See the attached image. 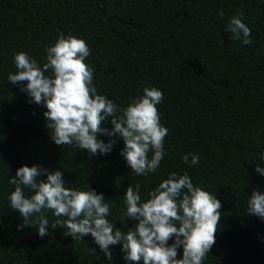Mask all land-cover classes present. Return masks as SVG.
<instances>
[{
  "label": "trees",
  "instance_id": "obj_1",
  "mask_svg": "<svg viewBox=\"0 0 264 264\" xmlns=\"http://www.w3.org/2000/svg\"><path fill=\"white\" fill-rule=\"evenodd\" d=\"M237 13L251 30L250 45L226 30ZM60 33L86 42L90 55L85 63L97 94L120 109L142 96L143 87L162 92L157 109L168 134L166 155L155 172L136 175L130 169L120 154L125 145L118 134L97 137L106 144L115 141L105 155L90 156L75 144L56 145L46 127L47 109L11 85L15 54L27 53L42 68L45 49ZM110 119L103 124L109 131ZM260 152L264 0H0V264H132L120 243L109 246V261L90 234L74 240L64 235L66 228L53 229L57 219H67L53 210H42L49 222L43 238L32 223L36 215L18 230L24 218L10 206L15 185L9 179L18 168L34 165L62 171L66 188L103 194L110 206L106 219L122 232L137 223L123 220L129 186L135 190L139 185L144 202L170 173L187 174L222 205L216 242L202 264H264V220L248 211L252 192L264 193V176L255 172ZM188 153L198 155L199 163L192 165L191 157L184 163ZM23 190L26 197L34 194Z\"/></svg>",
  "mask_w": 264,
  "mask_h": 264
},
{
  "label": "clouds",
  "instance_id": "obj_2",
  "mask_svg": "<svg viewBox=\"0 0 264 264\" xmlns=\"http://www.w3.org/2000/svg\"><path fill=\"white\" fill-rule=\"evenodd\" d=\"M219 16L223 18L221 11ZM226 30L232 38L245 45L252 43L251 30L242 22V13L232 16ZM47 62L41 68L27 53L14 56L16 73H9L11 85H18L28 95L29 102L43 105L47 129L56 145H73L86 150L90 156L109 154L115 144H106L98 136L123 139L121 155L136 175L155 172L166 155L163 144L168 129L160 124L157 105L164 99L155 87H143V95L120 109L105 96L97 94L93 86V71L85 63L90 55L86 42L73 35L59 34L53 46L45 49ZM51 70V75L46 73ZM23 82H27L24 84ZM110 119L111 131L103 127ZM152 151L151 159L148 153ZM199 163V156L186 154L182 159ZM259 160L255 172L264 176V152L255 154ZM46 176V180H41ZM9 183L15 190L9 196L10 206L24 218L18 230L28 226L30 217L38 225L40 238L48 235L49 222L42 210H53L57 219L52 228H66L65 236L74 240L91 235L106 258L111 261L110 245L122 244L124 259L132 264H202L215 244L217 226L221 220V202L209 192L195 186L187 175L173 172L158 187L149 192V199L141 202L139 185L126 189L124 219L136 221L134 229L114 230L106 217L109 203L103 194L94 190L83 191L65 187L63 172L42 169L39 165L22 166ZM34 194L26 197L24 188ZM250 215L264 220V193L254 190L248 199ZM122 220V221H123ZM174 242L169 246L168 241ZM182 247V258L177 249ZM95 254L94 249H90ZM98 258V257H97Z\"/></svg>",
  "mask_w": 264,
  "mask_h": 264
}]
</instances>
